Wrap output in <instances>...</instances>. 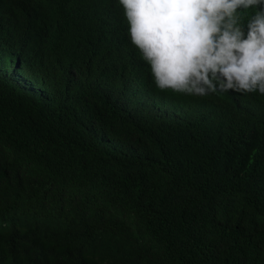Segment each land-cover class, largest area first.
Listing matches in <instances>:
<instances>
[{"label":"trees","instance_id":"trees-1","mask_svg":"<svg viewBox=\"0 0 264 264\" xmlns=\"http://www.w3.org/2000/svg\"><path fill=\"white\" fill-rule=\"evenodd\" d=\"M123 11L0 0V264H264V96L159 90Z\"/></svg>","mask_w":264,"mask_h":264},{"label":"clouds","instance_id":"clouds-1","mask_svg":"<svg viewBox=\"0 0 264 264\" xmlns=\"http://www.w3.org/2000/svg\"><path fill=\"white\" fill-rule=\"evenodd\" d=\"M161 91L264 96V0H119ZM251 15L243 23L245 13Z\"/></svg>","mask_w":264,"mask_h":264}]
</instances>
